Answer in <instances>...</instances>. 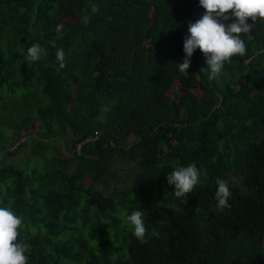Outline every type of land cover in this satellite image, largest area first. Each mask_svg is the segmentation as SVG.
I'll return each instance as SVG.
<instances>
[{"label": "trees", "instance_id": "obj_1", "mask_svg": "<svg viewBox=\"0 0 264 264\" xmlns=\"http://www.w3.org/2000/svg\"><path fill=\"white\" fill-rule=\"evenodd\" d=\"M203 11L198 0H0V156L34 137L39 159H0V205L22 217L26 264H264V20L248 19L245 54L215 78L199 49L184 76L183 37ZM193 162L201 176L183 202L165 174ZM217 177L232 193L222 211ZM137 208L145 242L121 215Z\"/></svg>", "mask_w": 264, "mask_h": 264}, {"label": "clouds", "instance_id": "obj_2", "mask_svg": "<svg viewBox=\"0 0 264 264\" xmlns=\"http://www.w3.org/2000/svg\"><path fill=\"white\" fill-rule=\"evenodd\" d=\"M204 9L202 14L194 21L188 22L187 33L183 37L182 59L177 64L178 72L187 76L190 58L197 49L204 56V65L208 68V79L215 78L222 70L224 64L234 55L243 56L246 51L241 33H247L252 27L248 19L264 20V0H198ZM230 10V11H229ZM95 3L90 6V12L96 13ZM88 15L83 16L87 23ZM64 25L57 23L55 31L61 33ZM49 44L55 46L54 41ZM45 53L40 43H32L26 49V57L30 61H39ZM55 60L59 68L65 67V52L63 48H56ZM167 183L173 186V194L185 202L186 194L193 191L201 176L196 164L188 163L174 167L170 173L165 174ZM214 199L215 208L222 211L229 207V197L232 195L228 181L216 178ZM126 227L131 229L132 235L140 242L147 240L144 224V213L140 208L130 213H121ZM22 226V217L15 214L8 206L0 205V264H26L28 245L17 239L19 228ZM151 235L158 233L152 230Z\"/></svg>", "mask_w": 264, "mask_h": 264}, {"label": "rangeland", "instance_id": "obj_3", "mask_svg": "<svg viewBox=\"0 0 264 264\" xmlns=\"http://www.w3.org/2000/svg\"><path fill=\"white\" fill-rule=\"evenodd\" d=\"M14 103V101H12ZM15 104V103H14ZM10 105V103H9ZM16 107V106H15ZM4 133H6L7 135L11 134V131L7 128L6 130H4ZM37 136V135H36ZM32 139H34V137H29L26 139V146H24L22 149H20V154H18V156L12 157V158H1L3 159L5 162H13L15 165H18L19 168H25V166L27 165H31L32 161H38V157H35L34 155H32L31 152V142ZM23 142V141H22ZM21 143V142H20ZM53 143H47V147L46 150L43 152L42 156L49 154L51 152ZM66 151V150H64ZM123 188V184L119 183L117 184L115 181L109 182V189L110 190H121Z\"/></svg>", "mask_w": 264, "mask_h": 264}, {"label": "built area", "instance_id": "obj_4", "mask_svg": "<svg viewBox=\"0 0 264 264\" xmlns=\"http://www.w3.org/2000/svg\"><path fill=\"white\" fill-rule=\"evenodd\" d=\"M97 137H98V134H95V136L87 138L85 140V142H90V141H93V140H97Z\"/></svg>", "mask_w": 264, "mask_h": 264}]
</instances>
